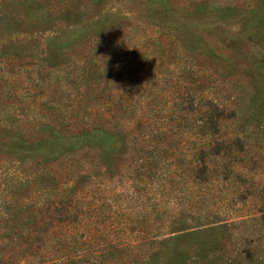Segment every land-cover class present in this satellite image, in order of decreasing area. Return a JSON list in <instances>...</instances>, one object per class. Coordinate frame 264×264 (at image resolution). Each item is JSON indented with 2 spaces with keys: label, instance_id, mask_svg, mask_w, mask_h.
Wrapping results in <instances>:
<instances>
[{
  "label": "trees",
  "instance_id": "1",
  "mask_svg": "<svg viewBox=\"0 0 264 264\" xmlns=\"http://www.w3.org/2000/svg\"><path fill=\"white\" fill-rule=\"evenodd\" d=\"M51 1L54 2L0 0V24L4 25L0 56L4 62L21 58V78L30 81L27 88L21 87V129L0 122V130L9 135L8 139L17 137L22 142L15 147L21 148V159H39L41 171L25 174L22 183L26 185L21 186L39 177L44 183L46 179L52 182L51 188L42 187L43 202H30L27 196L25 204H21V232L11 233L10 229L17 231L19 226L10 227V218L0 212V264H14L13 259L20 253L24 259L45 264H65L73 259L79 264H213L219 257L211 256L213 239L208 236L215 230V222L205 216L209 211L203 207H212L210 202L220 187L219 175L224 184L239 178L236 191L240 197L248 198L253 193L240 184L252 174L243 170L245 161L241 155L248 149L246 139L224 132L225 120L233 110L208 97L204 84H198V90L184 84L179 87L183 90L178 92L177 100L171 103L166 98L150 110L154 113L152 122H132L137 113L136 86L129 94L114 89L121 79L120 73L113 78L118 66L103 60L99 45L130 28L136 18L158 26L168 22L172 27L174 23L180 24L178 27L193 24L194 33L188 35L189 39L184 37V46L198 62L213 54L206 26L229 22L242 25L247 21V8L242 2L231 4L229 0H191L186 10L180 9L176 0H95L94 8L83 14L88 13L82 28H61L51 24L58 19L50 8ZM113 2L125 3L127 10L112 7ZM251 10L253 15L248 21L263 22L264 0H257ZM61 13V18L73 17V25L79 24V10ZM17 23L21 24V38L27 43L34 41L27 47L16 48L5 41L12 34L8 24ZM62 32L65 37L53 46ZM35 34L42 41H37ZM75 34L81 35L82 43L91 48L92 54L82 61L67 55L68 49L62 44V39L69 40ZM122 55L139 72L145 71L142 62L145 66L153 63L134 49ZM10 82L14 83V79L4 80L2 93L6 97L5 85ZM158 96L154 93L153 99ZM28 108L36 111L27 113ZM136 123L137 137L125 133ZM127 134L131 136L130 143L121 139ZM124 152L129 154V161H122L127 163L123 171L118 160ZM218 162L222 166H217ZM93 183L108 189L111 207L96 201L98 191L91 194ZM170 196L171 200L176 198L173 204L180 210V217L165 223L162 205ZM187 221L193 223L185 224ZM169 223L179 226L168 229ZM143 229L147 231L142 233ZM163 231L169 234L163 237ZM204 232H208V246L196 244L190 250L184 247L185 243L198 241ZM10 243L18 244L19 249H8ZM78 243L83 244V253L70 256V247ZM18 261L26 262L16 260L15 264ZM231 263V259L222 262Z\"/></svg>",
  "mask_w": 264,
  "mask_h": 264
},
{
  "label": "rangeland",
  "instance_id": "2",
  "mask_svg": "<svg viewBox=\"0 0 264 264\" xmlns=\"http://www.w3.org/2000/svg\"><path fill=\"white\" fill-rule=\"evenodd\" d=\"M10 1L8 0L9 3ZM42 1L38 0L40 3H43ZM56 1L49 3L51 10L58 14V19L51 24L61 28H82L87 20L84 16H87L88 13L83 14L87 10L93 9L95 2V0H65L66 2L58 1L57 4ZM189 1L191 0H176V4L178 7L180 6V9L186 10L189 7L187 5ZM256 1L229 0L231 4L243 3V7L247 8V12L244 14L247 21L242 25L234 24V22L207 25L206 31L211 34L208 38L212 40L213 54L203 60L200 59L198 62L195 61L194 53L184 46V37L189 39L188 35L194 33L192 31L194 30L193 24H189L187 27L183 24L178 27L180 24L174 23V27H172L171 23L168 22L169 24L158 26L148 22L147 19L136 18L128 28L129 31L128 29L123 32L119 31L115 36L99 45L100 56L103 57V60L111 64L112 67L118 66L114 68L113 78L118 77L120 73L121 79L117 81L114 89L129 94L132 89L135 90L134 86H136L134 94L137 100H134V110L137 113L131 119L132 122H139L142 125H145V121L152 122L154 113L150 110L157 104L160 106L166 98L171 103L172 100H177V94L183 90L184 84L193 86L195 90H198V84H204L208 88L205 91L208 97L226 105L227 110H233L232 116L225 120L224 132L228 136L238 134L246 139L248 149L246 153L241 155L245 161L243 170H248L252 174L246 176V183L240 184L250 188L253 193H249L248 198L247 196L246 198L240 197L236 191L239 178L234 176L237 180L224 184L222 176L219 175L221 177L220 187L215 190V199L210 202L212 207H203V210L209 211L208 215L205 216L215 222V230L211 231L210 236H208V232H204L199 236L198 241L192 244L190 242L184 244L188 250L194 249L196 244L208 246L206 236L211 237L213 239L211 256L219 257L215 262H212L213 264H222L224 259H231V264H264V220H260V217L264 215V19L261 23L248 21L253 15L251 9L255 8ZM111 6L118 10H127L125 3L113 2ZM67 10L80 11L79 24L73 25L74 23L71 21L74 20L73 17L70 19L61 18V12L65 13ZM8 27L12 34H9L5 41H10L9 44L21 48V46L27 47L34 42L28 40L27 43V40L21 38V24L17 23L13 26L8 24ZM14 30H19V33L14 34L16 32ZM181 32L184 36L180 34ZM3 33L4 25L1 23L0 41L2 42ZM63 35H65L64 32L55 38L53 46H58L60 43L58 40L65 37ZM33 36L39 38L37 41L43 39L37 34ZM62 42L63 46L68 49L67 55H73L71 58L79 57L82 61L85 56L92 54L91 50L89 51L91 49L89 45L82 43L81 35L75 34L69 40L62 39ZM128 49H134L145 54L146 57L153 60V63L145 66L142 62L145 68L143 72L134 70L131 61H127L122 55ZM59 50L66 52L63 48H59ZM137 64L139 65V62ZM105 66L107 67L108 64ZM8 70L11 73H8ZM4 72L5 74H3ZM13 72H15V76ZM5 79L9 81L14 79V83L10 82V84L5 85L4 90L7 91L8 97L2 93ZM112 81L114 84L113 79ZM130 83H132V87H129ZM29 84L30 81L26 77L21 78V58L14 57L4 62V58L0 56V122L14 124L9 125V127L21 129V87L27 88ZM154 93L159 94L156 99H153ZM24 104L27 106L28 102ZM28 109L27 113L36 111L34 108ZM132 125L131 128L125 130V133L137 137L139 135V130L135 129L137 123ZM7 136H9L7 133L0 130V212L5 213L10 218V227L19 226L20 229L17 231L10 229V232L14 233L21 232V220H24V217H21V204H25L27 196L30 197V202L36 204L43 202L41 200V193H44L41 191L43 190L42 187L49 186L51 188L52 182H48L46 179L44 183L39 177L28 186H21V184L26 185V182L22 183L24 175H33V172L41 171V165L37 157L21 159V148L18 150L15 147H20L22 142L17 137L16 139H8ZM131 136L129 134L123 135L121 139L128 140L130 143ZM118 142L119 137L115 143L116 148ZM41 150V148H36V151L40 152ZM126 152L123 155L121 153L118 160V164L121 165L120 169L123 171L127 163L123 164L122 161H129V154ZM217 166H222L221 162H218ZM90 187L93 188L92 195H95V190L98 191L96 201L104 202L106 207L107 204H112L108 198L110 193L107 188L102 187V184L93 183ZM171 197L166 198L168 201L162 205L165 210L163 215H166L163 219L165 223L172 218L178 219L180 217V210L173 204L176 198L171 200ZM89 200L95 201L90 198ZM132 205H136V203ZM132 205L130 206L132 207ZM188 223L192 224L193 222L187 221L185 224ZM172 226L179 225L175 223L170 225L169 223L166 228L171 229ZM146 231L147 229H143L141 232ZM137 232L138 228H136ZM168 232L163 231V234H169ZM165 234L163 237H166ZM12 244L10 243L7 248L10 250L13 248L14 251L19 249L17 248L18 244ZM82 246L83 244L78 243L76 246L70 247V250L73 251L69 253L70 256L77 253L82 254ZM22 256L20 253L14 259L11 257L14 260L12 262L26 260L23 264H45L44 261L41 263L33 258L27 260ZM18 264H22L21 261H18ZM65 264L79 263L73 259Z\"/></svg>",
  "mask_w": 264,
  "mask_h": 264
}]
</instances>
